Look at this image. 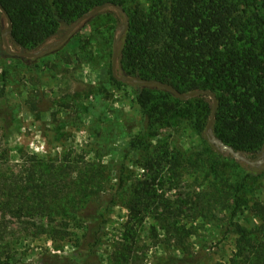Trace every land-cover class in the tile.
<instances>
[{
	"label": "rangeland",
	"instance_id": "374dc122",
	"mask_svg": "<svg viewBox=\"0 0 264 264\" xmlns=\"http://www.w3.org/2000/svg\"><path fill=\"white\" fill-rule=\"evenodd\" d=\"M122 15L127 16L114 7L104 8L77 24L61 44L35 57H24L5 50L2 31L7 23L0 12V195L5 201L10 182L17 187L22 184L25 160V168L32 163L36 169L39 164H70L71 176L59 180V185L67 189L61 200L67 201L72 211L86 204L87 212L98 206L96 213L104 214L103 232L89 264H157L163 254H179L171 244H166L165 232L158 222L162 212L170 210H176L175 217H181L180 221L191 229V250L199 256L201 264H226L236 250L237 229H250L258 223L249 206L253 200L264 201V175L246 178L240 188L245 203H241L232 221L229 209L214 206L206 216H195L191 212L192 199L180 203L177 198L195 189L212 191L219 182L208 174L210 151L205 138L212 142L218 156L217 174L223 182L236 183L245 169L264 170V150L263 161L252 165L249 162L254 161L246 152L235 151L215 135V116L206 130L210 115L203 117L196 97L202 96L212 104L208 95L181 98L188 102L167 98L175 107L147 118L136 102L132 87L161 86L139 83L145 80L127 75L120 68L121 36L127 24ZM72 24L63 27L61 34L47 43H56ZM9 32L5 38L12 50L39 49L24 51L13 46ZM114 43V73L117 78L129 77L131 81L118 79V84L110 77ZM190 92L193 91L185 93ZM157 100L163 102L161 97ZM202 121L205 128L200 132ZM212 138L231 147L244 160L211 141ZM133 141L139 145L137 148L131 145ZM146 145L180 151L184 159L177 167L180 175L171 176L175 177L176 185L168 177L162 180L157 194H163V200L140 220L129 216L124 202L130 194V183L143 178ZM192 156L200 157L202 162L195 166L189 164ZM86 164L93 165V170ZM85 172L100 181L82 191L86 196H76L73 182ZM120 175L128 182L124 187H119ZM86 199L91 202L84 204ZM114 199L116 202L112 205ZM53 218L18 219L0 214L1 243H11V255L17 264H50L54 254L77 251L71 245L80 236L82 219L68 220L67 236L54 240L44 231L46 224L60 225L59 219L52 221ZM23 223L33 228L34 223H44V227L40 228L41 232L27 231ZM1 250L4 259L7 249L1 246Z\"/></svg>",
	"mask_w": 264,
	"mask_h": 264
},
{
	"label": "trees",
	"instance_id": "16d2710c",
	"mask_svg": "<svg viewBox=\"0 0 264 264\" xmlns=\"http://www.w3.org/2000/svg\"><path fill=\"white\" fill-rule=\"evenodd\" d=\"M0 3L11 18L10 42L24 51L42 47L61 34L63 27L100 5L112 3L119 6L122 14L128 16L121 36L120 68L134 78L161 81L184 93L210 90L217 101L213 127L215 135L235 151L246 152L250 160L256 162L262 159L264 0H0ZM109 73L111 79L119 84L112 69ZM132 88L136 102L147 118L174 108L175 104L167 102V98L188 102L162 87L137 84ZM157 97H161L163 102L155 101ZM196 99L202 116H209L211 102H206L202 96ZM198 119L201 118L198 116ZM201 126L200 132L205 128L203 121ZM204 142L210 151L208 174L219 182L212 191L195 189L180 195L177 200L183 203L192 199L191 212L195 216H206L214 206L229 209V219L232 221L241 203H245L240 194L244 181L246 178L261 177L264 170L250 172L245 169L236 183L223 182L217 174L218 156L212 149V142L209 143L207 138ZM131 145L136 146L135 141ZM144 150L143 178L130 183V194L124 202L129 216L140 220L163 200L164 195L157 194L162 180L166 181L168 177L169 182L176 185L175 177L180 175L177 167L184 159V154L174 149L169 151L146 145ZM201 162L200 157L192 156L189 164L195 166ZM26 164L25 160L22 184L17 187L10 182L5 201L0 195V214H10L18 219H59L60 225L56 227L52 223L45 227L44 223H34L33 228L23 223V229L27 231L41 232L40 228L44 227V231L54 240H63L67 236L68 220L81 218L80 236L71 245L77 251L54 254L50 264H89V257L103 232L104 214L96 213L98 206L87 212L85 203L91 202L88 199L85 205L73 211L68 208L67 201L61 200L67 189L59 185V180L71 176L70 164H39L37 169L32 163L25 168ZM88 166L92 171L94 166L86 164ZM36 172L39 174L36 175ZM118 180L119 187L128 183L122 175ZM99 181L85 172L82 178L80 175L73 182L75 195L86 196L82 191ZM249 209L258 223L250 229H237L236 250L226 264H264V201L253 200ZM176 212L163 211L158 222L165 232L166 244H171L179 254H163L157 264H201L199 256L191 250V229L180 221L181 217H175ZM1 230L0 223V264H17L11 255V243H1ZM1 246L7 249L4 259Z\"/></svg>",
	"mask_w": 264,
	"mask_h": 264
},
{
	"label": "water",
	"instance_id": "95a60500",
	"mask_svg": "<svg viewBox=\"0 0 264 264\" xmlns=\"http://www.w3.org/2000/svg\"><path fill=\"white\" fill-rule=\"evenodd\" d=\"M107 7H114L118 10H121V8L119 6H116L112 3H105L103 5H100L94 9H92L91 11L87 12L86 14L82 15L79 17V19L73 23L69 29L66 31V33L58 40L56 41V43H47L44 46L40 47L39 49H37L36 51L33 52H21V51H14L12 50V48L8 45V42L5 38L7 32L10 30L11 28V18L9 16V14L7 13V11L5 10V8L1 5L0 3V12L5 16L6 18V23H7V27L2 31V39H3V44L5 47V50L11 54V55H15V56H24V57H35L37 55H39L40 53L48 50L51 47H54L56 45L61 44L65 38L69 35V33L77 26V24H79L81 21H83L84 19L92 16L93 14L103 10L104 8ZM126 17V22L127 23V16ZM115 59H116V48H115V43H114V53H113V62H112V71H113V75L116 77L115 73H114V63H115ZM117 78V77H116ZM117 79H124V80H128L131 81L132 79L129 77H121V78H117ZM139 83L145 84V85H157V86H161L165 89H168L169 91H171L174 95H176L177 97L180 98H189L192 97L196 94H203V95H208L211 99H212V110L210 113V119L206 125V130H208L210 128V125L213 121L214 118V111H215V106H216V99L215 97L211 94L210 91L208 90H197V91H193L190 93H182L180 91H178L177 89H175L173 86L167 84V83H163L161 81H138ZM211 141L215 142L216 144H218L220 147L228 150L232 155L238 157L241 160H244V157H242L239 153L235 152L231 147L225 145L223 142H221L219 139L217 138H212ZM263 161V159H260L259 161L256 162H249L250 164L254 165V164H258L261 163Z\"/></svg>",
	"mask_w": 264,
	"mask_h": 264
}]
</instances>
